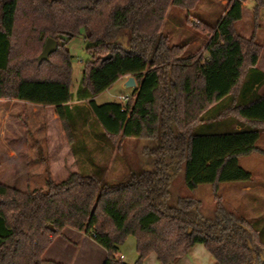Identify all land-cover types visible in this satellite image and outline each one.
<instances>
[{"label":"trees","instance_id":"16d2710c","mask_svg":"<svg viewBox=\"0 0 264 264\" xmlns=\"http://www.w3.org/2000/svg\"><path fill=\"white\" fill-rule=\"evenodd\" d=\"M198 1L0 0V99L54 107L71 142L68 43L82 33L91 59L84 63L79 97H90L91 112L108 138L155 143L148 149L154 167L117 183L80 172L62 182L49 179L46 190L0 182V264H43V254L67 227L107 250L103 264H129L118 255L128 236L137 239L134 264H144L151 252L160 264H177L198 243L216 264H264V216L253 222L226 212L219 194L224 183L252 182L253 173L240 159L264 154L257 145L264 132V93L258 91L264 45L256 33L247 38L236 30L244 16V3L236 0L228 1L216 25L203 24L202 31H211L203 48L187 53L186 45H171L162 31L168 9H191ZM262 7L264 0H256V20ZM123 30L130 33L128 46L117 42ZM50 37L57 48L39 61ZM130 75L138 85L130 101L97 103L100 93ZM227 96L231 101L214 110ZM226 116L242 128L195 131L198 124ZM183 164L189 189L203 184L213 189L217 218L206 219L191 196L168 204L170 170Z\"/></svg>","mask_w":264,"mask_h":264},{"label":"rangeland","instance_id":"374dc122","mask_svg":"<svg viewBox=\"0 0 264 264\" xmlns=\"http://www.w3.org/2000/svg\"><path fill=\"white\" fill-rule=\"evenodd\" d=\"M222 1L199 0L191 9L170 6L162 25V31L169 36V43L186 45L187 53L203 48L211 34L209 30L202 31L203 24L214 26L223 17L229 0L225 1L226 4ZM243 3L244 16L236 23V30L247 38L259 33L258 41L264 45V7L259 10V18L256 20L253 13L256 0H244ZM129 38V31L123 30L117 42L128 46ZM194 41L198 43L194 44ZM68 46L73 55L71 90L74 99L70 103L73 140L69 141L53 107L21 100L0 99V182L2 183L23 190L38 188L46 190L49 179L62 182L69 178L71 172L94 175L105 182L117 183L128 177L130 172L154 167V156L148 150L155 145L153 140L121 136L110 139L105 134L101 124L91 112L88 103L90 97H79L84 63L91 59V54L86 50L84 34L81 33L72 39ZM124 82L126 81L118 80L108 89L109 91L100 93L95 98L97 103L118 101L117 97H114L117 93L132 94L133 88L125 89ZM259 86L258 91L263 93L264 87ZM240 97L241 101L242 96ZM231 99V96H227L213 107L214 110L223 107ZM212 113H217V110ZM236 121L233 116L210 119L198 124L195 131L211 133L241 129L243 125H239ZM257 145L264 149L263 132ZM240 164L253 173L252 186L256 189L246 193L241 189L244 183L228 182L221 185L219 194L226 212H234L254 222L264 216V154L254 152L245 155L240 159ZM184 169L183 164L180 169L174 166L170 170L173 181L168 204L174 206L181 196H191L199 200L200 211L206 219L217 218L219 212L213 189L207 184L197 186L195 191L189 189L186 185ZM204 251L211 257L206 249ZM54 253H64L72 259V250H64L60 242L56 243ZM82 254L79 264H96V260L101 256L99 251H95V254L91 253L89 246L87 249L84 248ZM150 254L147 256L146 264L154 263L153 259L156 255L154 252ZM118 255H125L124 261L129 264L135 263L139 257L135 236L126 238L120 245ZM214 260L216 264L215 257ZM205 264L208 262L206 261Z\"/></svg>","mask_w":264,"mask_h":264},{"label":"crops","instance_id":"0c3cea01","mask_svg":"<svg viewBox=\"0 0 264 264\" xmlns=\"http://www.w3.org/2000/svg\"><path fill=\"white\" fill-rule=\"evenodd\" d=\"M225 1H228V0H223L222 2L224 4H226ZM243 14H244V9H243ZM248 37H250V36H248ZM258 37H259V33L256 34L257 41H258ZM193 43L196 44V43H198V41H194ZM258 61H259L258 67L264 72V50H263V53L261 54ZM127 78L128 77H123V78H120L118 80L127 81ZM118 80H117V82H118ZM124 83H126V82H124ZM259 87H261V88L264 87V83L260 84ZM261 88H259V89H261ZM253 182H244V185L241 188L242 191L243 192L245 191L246 193L247 192H249V193L253 192L256 189L255 186H252ZM261 188H263V187H261ZM58 242L61 243L62 248L64 250H68V251L72 250V259H71V257L64 255V253L63 254H61V253L55 254L54 253L55 245ZM88 246H89V250L91 253L95 254V251L96 252L99 251V254L101 255L99 257V259L97 258L98 260H96V264H103L104 261L106 260L107 256H108L107 250L104 247H102L101 245H99L89 234H86L85 232H82V231H78L73 227H67L64 229L63 234L56 237L53 244L50 246V248L43 254V256H42L44 258L43 264H79L80 259L83 257L82 253L84 251V248L87 249ZM203 246H204V244L200 245V243H198V244L194 245L193 247H191L189 249V251L187 252L188 255L187 254L184 255V257L182 258V260L178 264H205L206 261L208 262V264H214V262H215L214 256L209 252L211 254V257H210L208 255V253H206L204 251L206 248L204 246V248H205L204 249ZM154 254H155V252H154ZM155 255H156V256H154L155 258L153 259L154 263H152V264H160L158 257H157V254H155ZM123 256L125 257V255H123ZM202 257H204V258H202ZM146 259L144 261V264H146V261H147Z\"/></svg>","mask_w":264,"mask_h":264},{"label":"water","instance_id":"95a60500","mask_svg":"<svg viewBox=\"0 0 264 264\" xmlns=\"http://www.w3.org/2000/svg\"><path fill=\"white\" fill-rule=\"evenodd\" d=\"M57 45H58V41L56 39L50 37L47 40L44 49L42 50L43 52L38 57L39 61H43V60L49 59L50 54L53 53V52H55V50L57 48ZM108 58H110V55L104 57V59H108ZM136 86H137V82H136L134 76L133 75H130L127 78V81H126V83L124 85L125 89L134 88ZM50 228L53 229L52 226H50ZM167 264H173V263H167Z\"/></svg>","mask_w":264,"mask_h":264},{"label":"built area","instance_id":"2783aa9c","mask_svg":"<svg viewBox=\"0 0 264 264\" xmlns=\"http://www.w3.org/2000/svg\"><path fill=\"white\" fill-rule=\"evenodd\" d=\"M236 1L239 2V1H244V0H236ZM106 91H109V90L107 89ZM114 97H117L118 102H121L123 104L127 103L132 98L131 93H117L114 95ZM121 257H124V256L121 255Z\"/></svg>","mask_w":264,"mask_h":264}]
</instances>
